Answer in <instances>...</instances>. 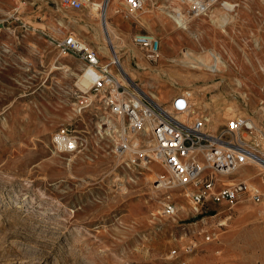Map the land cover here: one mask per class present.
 <instances>
[{
	"label": "rangeland",
	"instance_id": "rangeland-1",
	"mask_svg": "<svg viewBox=\"0 0 264 264\" xmlns=\"http://www.w3.org/2000/svg\"><path fill=\"white\" fill-rule=\"evenodd\" d=\"M119 2L104 1L105 29L94 6L74 11L59 0H0V264H264V203L208 201L195 212L172 190L174 213L160 215L164 195L152 182L163 171L114 159L91 93L89 107L76 113L85 96L77 78L90 74L52 44L69 32L96 51L118 47L125 74L149 99L165 103L186 91L206 115V130L234 112L264 129L256 96L264 93V0L213 5L184 26L167 16L163 0H145L127 20L112 13ZM134 32L159 40L156 62L131 45ZM122 41L141 56L139 68ZM191 52L219 58L224 71ZM63 127L82 140L78 153L54 150L51 137Z\"/></svg>",
	"mask_w": 264,
	"mask_h": 264
},
{
	"label": "built area",
	"instance_id": "built-area-1",
	"mask_svg": "<svg viewBox=\"0 0 264 264\" xmlns=\"http://www.w3.org/2000/svg\"><path fill=\"white\" fill-rule=\"evenodd\" d=\"M104 1L106 5L109 3V0H101L99 4L90 0H59V5L78 11L92 4L105 27L106 18L101 13ZM144 1L120 0L112 13L126 20L137 17ZM222 1L230 2L163 0V10L167 16L180 17L184 26ZM130 43L142 52L146 61L155 62L159 52L156 37L134 32ZM52 44L59 53L79 60L84 71L91 75L89 93L103 110L99 124L110 139L114 159L119 164L126 162L127 167L133 165L146 170L153 165L163 171L164 177L152 182L153 188L164 195L159 202L160 215L169 217L174 213L169 195L172 190H179V195L190 202L195 212L208 201L226 205L240 200L257 205L264 203V129L261 126L234 112L222 125L206 130L205 115L193 109L186 91L173 95L165 103L151 101L135 80L122 76L118 58H101L98 51L69 32L53 39ZM103 59L106 62L100 64ZM83 95L76 101V113L91 103L92 98L88 100ZM258 105L263 112L264 104L258 101ZM51 141L54 150L65 155L78 153L82 143L66 127L54 132ZM243 169H254V176H235Z\"/></svg>",
	"mask_w": 264,
	"mask_h": 264
},
{
	"label": "bare ground",
	"instance_id": "bare-ground-1",
	"mask_svg": "<svg viewBox=\"0 0 264 264\" xmlns=\"http://www.w3.org/2000/svg\"><path fill=\"white\" fill-rule=\"evenodd\" d=\"M225 2H229V1H222V2H220V3H218V4H216V5H222V4H224ZM90 3H93V1L92 0H90ZM94 4V3H93ZM233 5V4H232ZM93 7V5L92 4H90L89 6H88V8H92ZM106 18V20L109 18V17H105ZM172 19H173V21L174 22H176L178 25H180V26H182V22L180 21L181 19H180V17H178V16H172L171 17ZM68 19H69V17H68ZM70 21V20H69ZM72 22V21H71ZM101 22H102V19H101ZM107 22H108V20L105 22V29L107 28ZM73 23V22H72ZM58 24L59 25H61V22H59L58 21ZM102 24H103V22H102ZM52 31L54 32V33H58V34H60V33H63V31L61 30V29H59V28H55V27H52ZM96 31H97V35H99V37L101 38V36H100V31L98 30V29H96ZM62 35V34H61ZM94 35H96V34H94ZM99 39V38H98ZM256 40V39H255ZM121 44H122V48H121V50L122 49H125L126 50V52H127V54H129L130 52H132V54L134 55V56H136V58H137V61H136V67H138L139 68V60H141V56L138 54H136L132 49H130V47L128 46V45H126L125 44V42L124 41H122L121 42ZM258 46V45H257ZM134 47V46H133ZM258 48H259V46H258ZM101 49H102V51L103 52H100L99 51V49H97V51H98V54L100 55V57L101 58H108V56H110V57H116V58H118L119 59V56H118V50L117 49H119L118 47H113L112 49L110 48V51H106V49H108V48H104L103 46L101 47ZM112 50V51H111ZM157 50V49H156ZM132 55V56H133ZM159 55H160V51L158 52V55H157V59H158V57H159ZM190 56H191V58L192 59H194L196 62H199V63H201V62H204V63H206L207 64V66H212V67H216V69H218L219 71H224V64L222 63V61L219 59V58H214V59H212V58H210V59H208V60H205V55H202V56H198V55H196V54H194V53H190ZM156 59V60H157ZM156 60H155V62H156ZM100 64H103V62L101 61V63ZM230 64L231 65H233L234 67H236V65H235V62L231 59L230 60ZM119 65H120V67L122 68V65H121V63L119 62ZM124 68H125V70L127 71V65L125 64L124 65ZM238 69V68H237ZM258 69H259V71H261V72H264V66H259L258 67ZM124 73V74H123ZM121 74H122V76L123 77H125V78H128L129 80H132L131 79V77L129 76V75H127V74H125V72H124V69L122 68V72H121ZM125 75V76H124ZM78 79V81H77V83L75 84L76 85V87L78 88V90H79V92L81 93V94H86L87 95V99L89 100V99H91L92 97L89 95V88H90V80H91V75L90 76H88V77H85V76H80V77H78L77 78ZM171 80H173V79H171ZM174 81V80H173ZM150 86H153V85H150ZM140 88V87H139ZM141 89V88H140ZM263 90V88L261 87V91ZM141 91L143 92V93H145L146 91H143V89H141ZM188 95H189V93H187ZM147 95V94H146ZM149 96V95H148ZM189 97H190V99H191V96L189 95ZM156 97L154 96V95H151L150 96V99L149 100H151V101H153L154 99H155ZM193 99V98H192ZM158 102H159V100H158ZM259 102H262V103H264V99L263 98H261L260 100H259ZM205 120L207 121V119H206V115H205ZM107 124L108 125H110L111 124V122H109V121H107ZM99 127H100V131L103 133L104 132V129H103V127L102 126H100V124H99ZM103 134H105V133H103ZM227 181H230V180H227ZM263 213H264V210H263Z\"/></svg>",
	"mask_w": 264,
	"mask_h": 264
},
{
	"label": "crops",
	"instance_id": "crops-1",
	"mask_svg": "<svg viewBox=\"0 0 264 264\" xmlns=\"http://www.w3.org/2000/svg\"><path fill=\"white\" fill-rule=\"evenodd\" d=\"M128 66H129V64H128ZM256 96H258V98H259V97L264 98V93H262V94H260V95L256 94ZM170 98H171V97H170ZM170 98H169V99H170ZM169 99H168V100H169ZM263 104H264V103H263ZM247 174H249V173L247 172V170H246V169H243V170H241V172L239 173L240 176H238V177H245V176H247ZM251 181H254V180L252 179Z\"/></svg>",
	"mask_w": 264,
	"mask_h": 264
}]
</instances>
